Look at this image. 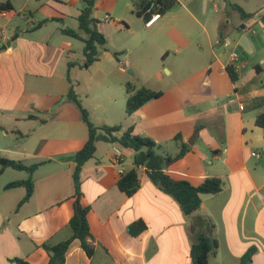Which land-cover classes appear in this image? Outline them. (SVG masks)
I'll list each match as a JSON object with an SVG mask.
<instances>
[{
    "label": "crops",
    "instance_id": "obj_1",
    "mask_svg": "<svg viewBox=\"0 0 264 264\" xmlns=\"http://www.w3.org/2000/svg\"><path fill=\"white\" fill-rule=\"evenodd\" d=\"M79 1L0 0V28L6 37L0 35V156L27 166L39 164L32 176L33 194L19 208L25 188L6 190L5 186L25 180L27 173L9 168L0 172V264H15L13 258L47 264L42 244L57 245L71 236L73 156L84 146L88 130L78 108L65 98L70 84L79 95V83L71 80L70 72L81 69L80 64L70 61L69 43L50 38L55 33L65 35L66 28L52 25L64 26L68 16L78 27ZM204 3L206 11L209 2ZM97 4L95 0L94 10ZM70 8L73 11L67 15ZM94 10L92 17L97 19ZM110 19H97L100 32ZM44 20L48 21L37 27ZM242 24L244 29L254 25L241 19L236 32L230 33L219 21L212 32L203 26L204 36L192 39L177 22L161 46L162 61L172 59L174 66L164 67L166 80L157 73L164 83L152 90L161 91L160 98L121 120V114H112L116 121H107L106 114L94 121L88 110L95 126L120 125V133L134 126L138 135L158 145L159 154L175 156L180 142L186 144L189 150L165 173L193 186L205 178H218L222 191L203 195L199 210L187 216L140 167V187L128 197L117 181L134 168V152L98 141L93 158L80 173V203L90 208L87 220L94 252L88 257L74 240L65 264H192L190 248L197 234L208 233L202 219L214 224L218 241L210 264H240L249 248H255L250 264H264V167L260 165L264 130L255 125L256 117L264 113V26L262 34L248 35L239 29ZM171 46L176 49L171 51ZM232 52L238 55L236 61ZM69 63L74 65L69 68ZM119 64L118 72L125 73L128 62ZM228 65L235 68L236 83L226 73ZM181 69L188 70L184 77L178 75ZM176 136L180 141L174 140ZM114 148L121 153L118 161Z\"/></svg>",
    "mask_w": 264,
    "mask_h": 264
},
{
    "label": "trees",
    "instance_id": "obj_2",
    "mask_svg": "<svg viewBox=\"0 0 264 264\" xmlns=\"http://www.w3.org/2000/svg\"><path fill=\"white\" fill-rule=\"evenodd\" d=\"M152 4V6L150 3L145 5L138 14L139 17H143L145 23L155 14H158V18H160L171 11L174 6H176L177 0H153ZM94 7L95 0H82L80 13L77 16L78 28L76 30L70 28L62 30L63 34L78 39L84 44L82 50L83 63L79 65L81 69H89L94 63L99 61L100 49H104L107 43L105 36L99 30L100 21L92 17ZM232 7L239 13L240 18L244 21L251 20L255 15L246 13L238 5H232ZM259 19L264 22V15L259 16ZM47 21L48 20L41 21L37 27L42 26ZM244 27L245 26L242 24L239 29H244ZM222 28L221 25L218 28L219 40L223 39ZM114 55L116 58L118 57L117 53ZM72 65L74 64L69 63L68 67L70 68ZM225 70L230 80L236 83L238 77L234 66L228 65L225 67ZM68 81L70 82V79H68ZM125 90L127 96L125 112L127 116L132 115L148 102L162 96L161 91H154L144 85L137 87L130 82L125 84ZM65 98L67 101L72 102L80 111L82 122L86 125L88 130V137L84 146L73 156L75 167L72 180L75 200L73 203V215L68 223L71 236L57 245L42 244V248L49 257L47 264H65L67 251L74 240L79 241L80 247L88 257L93 255L94 249L89 241L91 234L87 220V214L90 208L80 203V173L84 163L93 158L96 151V143L98 141L118 144L122 148L134 152V168L123 174L117 181L118 189L128 197L133 196L140 187L138 178V169L140 167L145 169L148 178L158 186L162 192L171 195L178 202L182 212L187 216L199 210L201 197L203 195H213L222 191V181L218 178H205L198 186H193L186 180H174L165 173L164 170L169 164L183 157L189 150L186 144L180 142L179 152L175 156L159 154L157 152L158 145L152 139L138 135L135 132L134 126H129L122 133H120V125L95 126L90 120L88 111L82 106L78 99L73 85L70 84ZM255 125L264 130V113L256 117ZM174 140L180 141V137L176 136ZM38 166L39 164L27 166L22 162L0 156V172L9 168L27 173V178L25 180L13 181L5 186L6 190L16 187L25 188V195L18 203L17 208L21 207L31 198L34 190L32 176ZM202 222L207 226L208 233L197 234L190 248V259L192 264H210V257L213 256L218 249V241L213 235V230L215 228L214 224L211 220L206 219H202ZM254 252L255 248H249L241 258L240 264H250ZM11 261L15 264H29L19 258H13Z\"/></svg>",
    "mask_w": 264,
    "mask_h": 264
},
{
    "label": "rangeland",
    "instance_id": "obj_3",
    "mask_svg": "<svg viewBox=\"0 0 264 264\" xmlns=\"http://www.w3.org/2000/svg\"><path fill=\"white\" fill-rule=\"evenodd\" d=\"M97 7L94 10V16L100 21L105 18H111L108 23L101 26V32L105 36L107 43L104 49H100V63L88 69H79L75 67L70 72L71 80L79 83L76 90L79 92V99L82 106L89 110L94 121L97 118L107 115V121H116L112 114H121L123 119L126 112V90L125 84L130 82L137 87L145 85L151 89H157L163 85L157 73H161L166 80V67H173L172 59L164 63L160 55L163 42L167 40L168 30L177 22L183 23L186 35L192 39L203 37L204 29L212 32L215 24L219 21L222 26H226L230 33L236 32L241 23L239 13L232 7L238 5L246 13L255 14L250 20L254 25L247 27L246 34L252 35L254 32L262 34L264 22L259 16L264 15V0H208L207 10L205 11L204 0H177L176 6L167 12L151 28L147 29L142 17L138 14L143 7L152 0H96ZM82 2H77L75 9L81 7ZM215 4L217 10L214 8ZM152 8V7H151ZM73 9L66 10L70 15ZM199 23L201 25H199ZM55 28L77 29V23L68 16L63 25L54 24ZM55 42H67L71 45L70 61L78 64L83 62L84 44L71 37L55 33L50 38ZM130 50H129V49ZM171 51L176 49L171 46ZM115 53L118 57H115ZM173 56V52L170 53ZM258 57L256 54L255 59ZM120 62H118V60ZM128 62L125 73L118 72V66ZM253 64L248 65L250 68ZM188 73L187 69H181L178 72L180 77ZM113 123V122H111ZM10 174H23L16 171Z\"/></svg>",
    "mask_w": 264,
    "mask_h": 264
},
{
    "label": "built area",
    "instance_id": "obj_4",
    "mask_svg": "<svg viewBox=\"0 0 264 264\" xmlns=\"http://www.w3.org/2000/svg\"><path fill=\"white\" fill-rule=\"evenodd\" d=\"M152 10V8H151ZM150 12V11H148ZM159 15L158 14H155L153 16H151L150 20H148L146 23H145V26L146 27H150L152 26V24L158 19ZM244 31H248L247 29H243ZM0 35L3 39H5V31L3 28H0ZM9 51H11V49H8ZM231 59L232 61H236L238 59V55L235 53V52H232L231 53ZM254 156H256V154H253ZM114 156H115V160L118 161L120 158H121V153L120 151L117 149V148H114Z\"/></svg>",
    "mask_w": 264,
    "mask_h": 264
},
{
    "label": "water",
    "instance_id": "obj_5",
    "mask_svg": "<svg viewBox=\"0 0 264 264\" xmlns=\"http://www.w3.org/2000/svg\"><path fill=\"white\" fill-rule=\"evenodd\" d=\"M244 38L246 39V36H244ZM244 46V45H242ZM6 46H3L2 49H4ZM190 144V142H188ZM260 165L262 167H264V150H262V155H261V160H260Z\"/></svg>",
    "mask_w": 264,
    "mask_h": 264
}]
</instances>
